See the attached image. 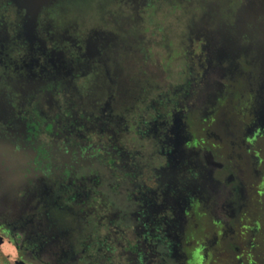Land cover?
I'll return each instance as SVG.
<instances>
[{
	"label": "flooded vegetation",
	"instance_id": "1",
	"mask_svg": "<svg viewBox=\"0 0 264 264\" xmlns=\"http://www.w3.org/2000/svg\"><path fill=\"white\" fill-rule=\"evenodd\" d=\"M113 1L0 0V264H264V0L208 2L163 92Z\"/></svg>",
	"mask_w": 264,
	"mask_h": 264
},
{
	"label": "rangeland",
	"instance_id": "2",
	"mask_svg": "<svg viewBox=\"0 0 264 264\" xmlns=\"http://www.w3.org/2000/svg\"><path fill=\"white\" fill-rule=\"evenodd\" d=\"M94 15L97 20L110 21L114 26L113 20L117 25L121 26L119 16L127 15L126 12H120L124 9L119 2L113 0L102 2L96 0ZM224 0H151L148 5L139 7L140 19L135 22L132 27L133 32L137 30L141 38L137 39V46L144 45L149 50L152 60L151 65L147 61L145 63H137L134 66V73H145L146 75H157L154 82L155 90L161 92L168 90L170 85L180 80L183 76L188 75V59L186 52L188 50V37L194 25L200 21L206 10L208 2H215L220 10H224L225 6H230L231 1L227 5H222ZM121 14V15H120ZM118 17V18H117ZM127 29V26H121ZM133 34V33H129ZM248 66H244V70H248ZM141 75V73H140ZM101 84L99 85V88ZM264 156V151L262 150ZM253 189L258 188V181L253 184ZM264 189V183H263ZM251 201L264 202V192L257 196L252 194ZM6 248H8L6 250ZM2 250L11 251L9 245H4Z\"/></svg>",
	"mask_w": 264,
	"mask_h": 264
}]
</instances>
